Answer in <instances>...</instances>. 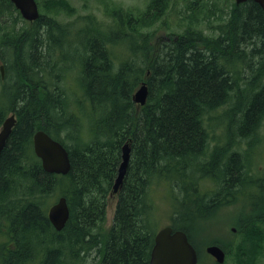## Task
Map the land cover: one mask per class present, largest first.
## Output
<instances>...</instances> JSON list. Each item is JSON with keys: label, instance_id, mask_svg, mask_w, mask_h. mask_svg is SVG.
I'll list each match as a JSON object with an SVG mask.
<instances>
[{"label": "trees", "instance_id": "obj_1", "mask_svg": "<svg viewBox=\"0 0 264 264\" xmlns=\"http://www.w3.org/2000/svg\"><path fill=\"white\" fill-rule=\"evenodd\" d=\"M38 7L44 12L31 26L17 28L16 20L28 22L11 1L0 0V126L10 113L16 117L0 153V235L7 239L0 264H87L88 257L90 264H149L157 222L151 197L157 186L163 197L171 194L176 200L169 225L187 233L198 262L208 255L204 246L216 244L225 251L223 264H259L264 195L250 196L248 211L232 225V240L196 237L207 217L237 202L234 193L252 179L231 140L235 133L248 139L264 118V10L259 4L233 2L227 18L212 27L218 33L211 35L196 18L180 31L166 20L165 34L149 30L164 19L169 0H150L137 11L114 4L106 10L108 24L90 15L76 30L56 18L60 9H73L67 1L43 0ZM2 20L8 22L5 30ZM6 46L15 56L10 65L2 55ZM66 46L75 51L69 66L68 56L61 54ZM66 73H72L71 80ZM143 82L147 98L138 107L132 95ZM222 117L226 122L215 126L224 128L228 141L211 145L212 124ZM38 129L66 147L67 174L42 168L32 148ZM126 142L130 157L106 228ZM209 182H216V189H209ZM251 183L260 187L257 180ZM58 193L69 207L59 231L47 217L48 201ZM227 195L234 200L224 203L221 197ZM212 264L219 263L212 259Z\"/></svg>", "mask_w": 264, "mask_h": 264}, {"label": "rangeland", "instance_id": "obj_2", "mask_svg": "<svg viewBox=\"0 0 264 264\" xmlns=\"http://www.w3.org/2000/svg\"><path fill=\"white\" fill-rule=\"evenodd\" d=\"M36 1H38L37 3L39 4L43 0H36ZM65 1H67L73 9L72 10L60 9V11L56 14V18L60 23L63 24L70 23V25H72V27L76 30L78 29L79 26H83L85 22H87V19L90 15H94L97 19H100V21H102L104 24H108L110 20L106 15L107 14L106 10L107 8L111 9L114 4L122 6L123 8H132L133 10L137 11L138 9L139 10L144 9L145 5L150 0H65ZM233 2H235V0H169V9L167 10L164 19L159 20L153 26L149 27V30L157 29V31L155 32L156 35L165 34V30L163 29V20H166L171 26V29H174L175 31H180L190 21L191 18L192 19L196 18V20L198 21L197 24L198 27L201 28L205 34L208 35L217 34L218 30L216 31L212 27L218 23L223 22L227 18ZM192 8L195 9V13L191 12L190 9ZM39 11L40 13L44 12V10H41V8H39ZM183 15L185 19L180 20ZM221 17L223 18L219 20ZM27 22L28 23H24L23 21L18 19L16 20V27L18 28L20 26L22 27L31 26L32 22L30 21ZM1 23H4L2 24V27H4L5 30L6 24H8V22H4V20H2ZM83 34L84 33H82V35ZM8 47L9 46L4 47L6 49L2 53V55H4L7 64L10 65L13 62L15 56L14 53L11 52V49ZM114 50L115 52H119L120 51L119 46L115 45ZM61 54L68 56V60H69L68 66L70 65V63H73L72 58L74 57L75 54L74 49L69 48L67 46L63 49V52ZM57 56L59 57L60 53H58ZM1 64H3V62H1L0 59V65ZM62 73L64 74V67L62 69ZM10 74H11V70H10ZM65 76L71 80L72 73H66ZM224 107H226V105L220 108L217 112L218 113L223 112ZM226 119H227L226 117L218 118L215 121V123L212 124V126H214L215 131H212L213 139L211 141V145L217 143L224 144L225 140L228 141L225 137L224 128L215 126V125H219V123L222 121L226 122ZM235 128L236 126H233L231 127V130L233 131ZM263 136H264V118L261 121V127L258 130V134L255 137H253L252 140L250 141V146L247 144L248 139L246 138L234 136L233 139L231 140V147H234L239 151H241L242 156H240V158L242 160H244V158L249 157V160L246 163V165L247 168L250 169L254 179H257L259 177L264 178V137ZM263 178H262V182H263L262 187L264 188ZM208 186L210 189L214 187V184L209 182ZM243 191H244V197L241 198L239 201L224 205L219 209V211L215 212L214 215H210L207 217V220L203 223L201 228L196 231L198 232L196 236L198 240H201L203 238L204 240H208L210 238L212 239L219 238L221 240H227V241L232 240V232L230 230L231 226L234 225L235 220L239 216L245 214L249 209L248 205L244 204L243 201L248 199L247 197H250L253 194L260 193V189L257 188L255 184H252L250 182L244 183ZM162 194H163V188L158 186V188H156V191L154 192V198L151 197L152 200H154L153 203L156 206L157 222L155 223L153 228L155 229V231H157L162 226L169 224L172 216V205L176 204V200L171 196V194H169L168 197H163ZM59 196L60 193L56 194L54 198H51L48 201V203H50L51 205ZM116 200H117L116 195H112L109 198L107 205V213H106V223H105L106 228H109L112 223ZM3 231H5L4 227H3ZM6 240L7 239L5 236L1 237L0 235V247L2 246L3 242H5ZM204 254L207 253L204 252ZM210 257L208 255H204L199 260L198 264H212V259H211L212 257L211 258ZM91 261L92 258L88 257L87 264L92 263ZM95 261H97V259H95ZM259 264H264V258H261Z\"/></svg>", "mask_w": 264, "mask_h": 264}, {"label": "water", "instance_id": "obj_3", "mask_svg": "<svg viewBox=\"0 0 264 264\" xmlns=\"http://www.w3.org/2000/svg\"><path fill=\"white\" fill-rule=\"evenodd\" d=\"M19 11L21 17L27 21L36 20L39 15V7L36 0H9ZM246 0H235L236 4ZM259 4L264 10V0H252ZM1 76H4V66L0 65ZM147 98V85L141 83L134 91L132 100L138 107L143 106ZM16 122L15 113H10L0 126V153ZM32 148L35 155L40 159L42 168L49 173L65 175L68 173L71 163L66 147L57 139L51 137L47 132L38 129L32 137ZM130 157V147L126 142L121 147V160L117 168V175L112 184L110 196L120 189L126 173ZM47 217L55 228L61 230L69 217V207L66 197L60 195L47 209ZM234 231L235 227L231 226ZM205 252L214 260L223 264L225 251L216 244L205 246ZM149 264H198V253L182 229H173L169 224L159 228L153 237V245L150 251Z\"/></svg>", "mask_w": 264, "mask_h": 264}, {"label": "flooded vegetation", "instance_id": "obj_4", "mask_svg": "<svg viewBox=\"0 0 264 264\" xmlns=\"http://www.w3.org/2000/svg\"><path fill=\"white\" fill-rule=\"evenodd\" d=\"M261 127V123L259 124V126H257V128H255L253 131H251V133H250V135L248 136V139L249 140H252V138L253 137H255L257 134H258V130H259V128ZM239 132V131H238ZM235 136H237V137H240V135L239 134H236ZM241 156H242V154H241ZM244 160H245V164L248 162V160H249V157H247V158H244ZM252 176V175H251ZM263 178V177H262ZM262 178H257V179H254L253 178V176H252V179H247V180H245L244 182H243V185H244V183H246V182H250L251 183V181H253V180H259L258 181V184L260 185V187H258L259 189H260V193H258V194H253L252 196H256V195H258V196H261V195H264V188L262 187ZM263 180H264V178H263ZM214 184V187L216 188V182H214L213 183ZM226 189H223V191H225ZM243 189H237V191L234 193V195L236 196V198H238V201L241 199V198H243L244 197V191L243 192H241ZM118 193V192H117ZM117 193H115L114 195H117ZM233 195H232V197L230 198L228 195L225 197V196H222L221 197V199L224 201V203H226L227 201H232L233 199ZM248 199H246L245 201H243L245 204H246V202L249 200V198L250 197H247ZM232 231V230H231ZM235 231V230H234ZM234 231H232V232H234ZM152 248V247H151ZM151 251V250H150ZM213 259V258H212Z\"/></svg>", "mask_w": 264, "mask_h": 264}, {"label": "bare ground", "instance_id": "obj_5", "mask_svg": "<svg viewBox=\"0 0 264 264\" xmlns=\"http://www.w3.org/2000/svg\"><path fill=\"white\" fill-rule=\"evenodd\" d=\"M170 30V29H169ZM99 31V30H98ZM172 31V30H171ZM102 32V31H101ZM107 32V31H106ZM130 32V31H129ZM91 33V32H90ZM133 33V32H132ZM104 35H106V34H104ZM32 38V37H31ZM131 39V38H130ZM123 44V43H122ZM72 45V44H71ZM102 45V44H101ZM106 45V44H105ZM22 46V45H21ZM114 46V45H113ZM67 47V46H66ZM61 48V47H60ZM126 49V48H125ZM248 51V50H247ZM80 52V51H79ZM68 53V52H67ZM70 53V52H69ZM53 54V53H52ZM47 57V56H46ZM52 57V56H51ZM32 61V60H31ZM30 61V62H31ZM261 63V62H260ZM68 66V65H67ZM46 72V71H45ZM73 73V72H72ZM13 74V73H12ZM31 74V73H30ZM1 75V74H0ZM42 75V74H41ZM11 77V76H10ZM26 77V76H25ZM43 77V76H42ZM6 79V78H5ZM40 79V78H39ZM42 79V78H41ZM66 79V78H65ZM75 80V79H74ZM67 81V80H66ZM4 82V81H3ZM51 83H52V81H50ZM10 83V82H9ZM67 83V82H66ZM56 84V83H55ZM237 84V83H236ZM59 85V84H58ZM243 87V86H242ZM60 88V87H59ZM238 88V87H237ZM249 88V87H248ZM49 90V89H48ZM77 91H78V89H77ZM76 91V92H77ZM237 92V91H236ZM4 93V92H3ZM256 93V92H255ZM67 94V93H66ZM94 94V93H93ZM62 95V94H61ZM67 95H69V94H67ZM155 95V94H154ZM238 95V94H237ZM70 97V96H69ZM68 97V98H69ZM77 97V96H76ZM83 97H84V95H83ZM26 98V97H25ZM117 98H119V97H117ZM242 98V97H241ZM128 99V98H127ZM30 100V99H29ZM64 100V99H63ZM67 100V99H66ZM86 102V101H85ZM25 103V102H24ZM93 103V102H92ZM86 104V103H85ZM113 104V103H112ZM46 105V104H45ZM20 106V105H19ZM231 106V105H230ZM30 107V106H29ZM45 107V106H44ZM3 108V107H2ZM87 108V107H86ZM217 108V107H216ZM1 109V108H0ZM17 110V109H16ZM69 111V110H68ZM216 111V110H215ZM230 111V110H229ZM96 112V111H95ZM220 112V111H219ZM258 112V111H257ZM72 115H73V113H72ZM19 116V115H18ZM140 116V115H139ZM202 116V115H201ZM81 117V116H80ZM142 118V117H141ZM77 122V121H76ZM78 122H80V121H78ZM105 122V121H104ZM128 123V122H127ZM82 124V123H81ZM142 124V123H141ZM124 125V124H123ZM96 128V127H95ZM50 130V129H49ZM80 130V129H79ZM213 130V129H212ZM206 131V130H205ZM211 131V130H210ZM213 131H215V129L213 130ZM72 132V131H71ZM218 132V131H217ZM82 133V132H81ZM216 133V132H215ZM72 134H73V132H72ZM188 135V134H187ZM211 135V134H210ZM216 135V134H215ZM74 136V135H73ZM179 136V135H178ZM61 137V136H60ZM119 137V136H118ZM259 137V136H258ZM264 137V136H263ZM112 138V137H111ZM152 138V137H151ZM15 139V138H14ZM82 139V138H81ZM204 139V138H203ZM27 140V139H26ZM64 140V139H63ZM86 141V140H85ZM159 141V140H158ZM261 141V140H260ZM94 142V141H93ZM179 142V141H178ZM242 142V141H241ZM205 143V142H204ZM19 144V143H18ZM24 146V145H23ZM120 146V145H119ZM145 146V145H144ZM220 146V145H219ZM256 146V145H255ZM98 147V146H97ZM184 147V146H183ZM230 147V146H229ZM139 148V147H138ZM203 149V148H202ZM208 151V150H207ZM241 152V151H240ZM205 154H207V153H205ZM146 155V154H145ZM135 157H136V155H135ZM139 158V157H138ZM253 158H255V157H253ZM141 160V159H140ZM200 160V159H199ZM198 160V161H199ZM255 160V159H254ZM201 161V160H200ZM207 161V160H206ZM222 161V160H221ZM241 161V160H240ZM253 161V160H252ZM145 162V161H144ZM252 163V162H251ZM152 164V163H151ZM40 165V164H39ZM145 170V169H144ZM238 172V171H237ZM39 181V180H38ZM112 182V181H111ZM204 183V182H203ZM78 184V183H77ZM83 184V183H82ZM161 184V183H160ZM205 184V183H204ZM10 185V184H9ZM202 185V184H201ZM206 185V184H205ZM96 186V185H95ZM145 187V186H144ZM202 187V186H201ZM200 187V188H201ZM221 187V186H220ZM157 188H158V186H157ZM198 188H199V186H198ZM204 188V187H203ZM145 189V188H144ZM155 189V188H154ZM216 189V188H215ZM98 190V189H97ZM201 190V189H200ZM158 191V190H157ZM168 191V190H167ZM199 191V190H198ZM216 191V190H215ZM95 192V191H94ZM126 192V191H125ZM138 192V191H137ZM208 192V191H207ZM161 193V192H160ZM199 193H200V191H199ZM82 194V193H81ZM174 194V193H173ZM140 195V194H139ZM157 195V194H156ZM163 195V194H162ZM94 196V195H93ZM82 197V196H81ZM95 197V196H94ZM231 197V196H230ZM88 198V197H87ZM179 198V197H178ZM233 199V198H232ZM125 200V199H124ZM145 200V199H144ZM234 200V199H233ZM236 200V199H235ZM98 201V200H97ZM141 201V200H140ZM154 201V200H153ZM235 202V201H234ZM208 203V202H207ZM259 203V202H258ZM86 204V203H85ZM143 205V204H142ZM213 205V204H212ZM218 205V204H217ZM219 207V206H218ZM152 208V207H151ZM214 208V207H213ZM127 211V210H126ZM215 211V210H214ZM216 212V211H215ZM241 217H243V216H241ZM143 218V217H142ZM238 219V218H237ZM246 220V219H245ZM244 220V221H245ZM140 221H142L141 219H140ZM238 222V221H237ZM240 223V222H239ZM241 225V224H240ZM247 225V224H246ZM49 226V225H48ZM239 226V225H238ZM245 226V225H244ZM248 226V225H247ZM246 230V229H245ZM52 231V230H51ZM235 232V231H234ZM121 252V251H120ZM255 255V254H254ZM257 259V258H256ZM71 263V262H70ZM255 263V262H254Z\"/></svg>", "mask_w": 264, "mask_h": 264}]
</instances>
